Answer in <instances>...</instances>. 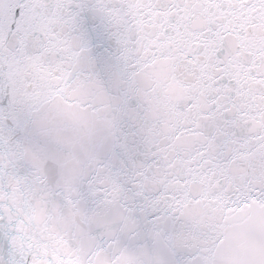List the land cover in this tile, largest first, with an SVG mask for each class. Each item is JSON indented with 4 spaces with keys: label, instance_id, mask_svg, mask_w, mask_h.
I'll return each mask as SVG.
<instances>
[{
    "label": "snow or ice",
    "instance_id": "obj_1",
    "mask_svg": "<svg viewBox=\"0 0 264 264\" xmlns=\"http://www.w3.org/2000/svg\"><path fill=\"white\" fill-rule=\"evenodd\" d=\"M0 264H264V0H0Z\"/></svg>",
    "mask_w": 264,
    "mask_h": 264
}]
</instances>
